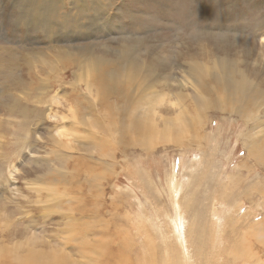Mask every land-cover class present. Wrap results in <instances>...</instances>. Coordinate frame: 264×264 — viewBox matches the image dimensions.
I'll use <instances>...</instances> for the list:
<instances>
[{"label": "rangeland", "instance_id": "obj_1", "mask_svg": "<svg viewBox=\"0 0 264 264\" xmlns=\"http://www.w3.org/2000/svg\"><path fill=\"white\" fill-rule=\"evenodd\" d=\"M34 3L44 7L46 13L36 11L37 6L31 5ZM63 20L67 24H61ZM74 47L86 49L85 58L91 54L108 57L105 54L125 50L129 51V59L138 60L128 67L149 64L146 75L153 71L151 77L136 81L140 83L139 93L155 88L158 93L154 95L158 98L159 93L165 92L166 100L158 107L167 117L177 112V106L169 103V98L174 101V92L189 93L187 101L190 107H195L193 91L183 79L191 59L212 66L215 59L226 56L227 80L246 73L250 78L245 86L253 93L251 100L241 106L240 113L231 112L232 103L226 110L215 104L205 106L206 110L198 112L204 120L200 133L198 130L199 139L193 141L189 134L173 131L172 140L159 135L150 142L148 135L126 128L129 107L139 105L126 102L129 88L124 94H106V79L91 73L90 81L99 89L98 103L107 105L99 108L105 120L92 129L95 138L97 132L101 133V141L91 142L101 145L106 139L110 144L104 143L105 159L112 165L109 171L98 169L104 174L100 182L107 193L103 199L108 213L102 214L106 218L108 239H105L110 240L109 247L117 246L120 254L109 256L110 260L147 264L149 260H157L154 255H159V246L169 248L170 264L177 258V264L181 259L184 264H192L182 225L184 222L188 227L192 211L186 206L188 201L193 208L198 206L195 222L204 226L211 211L215 212V221L222 224L229 213L224 207L229 209L232 202L240 203L237 216L247 215L248 221L247 218L244 222L235 221L234 233L229 230L230 224L224 223L223 232L228 235L223 245L230 251L228 243L235 236L240 249L251 246L250 251H255L258 245L264 246L258 239L264 234V0H0V247H4L1 256L5 259H0V264H18L29 243L42 246V241H48L50 246L58 247L59 239L70 238L71 234L63 228L70 222L61 218L74 206L89 213L76 212L77 217L90 219L92 228L98 226L99 207L93 202L99 197L95 189L84 186V180L89 178L83 168L106 164L99 154L94 159L83 155L86 158L80 167L70 166L67 179L74 175L77 181L58 183L48 179L46 186L61 195L58 199L48 201L49 191L38 193L27 186V179L46 171L49 159L53 165L58 162L51 152L57 141L51 135L57 139L55 126L62 121L60 114L68 113L73 102L74 75L80 61L85 59L76 57L81 54ZM98 69L105 74L103 66ZM200 91L210 93L209 88L201 87ZM210 97L215 98L213 94ZM15 103L25 108L23 116L17 108H11ZM198 105L203 107L201 103ZM76 110V117L82 115L80 109ZM191 110L189 116H196L197 109ZM249 111L256 118L247 117ZM186 125L190 133L193 126L190 122ZM117 130L132 137L125 136L127 139L122 142L121 135L113 133ZM254 132H259L260 137L252 136ZM249 134L256 141L254 158L246 147ZM146 140L147 148L142 147ZM258 157L263 165L255 162ZM254 180H259L260 185L256 184L250 195L244 194ZM225 184L227 190H223ZM84 196H91V201L87 202ZM70 197L79 201L71 203ZM50 206L53 207L49 209ZM59 233L65 234L62 237ZM161 236L164 242L160 241ZM74 245L70 240L64 249L69 251ZM172 248L177 249V258ZM11 255L19 257L11 260ZM205 255L211 256V264H225L230 258L224 253ZM259 256L256 262L261 263L264 254ZM194 259L202 261L200 256Z\"/></svg>", "mask_w": 264, "mask_h": 264}, {"label": "bare ground", "instance_id": "obj_2", "mask_svg": "<svg viewBox=\"0 0 264 264\" xmlns=\"http://www.w3.org/2000/svg\"><path fill=\"white\" fill-rule=\"evenodd\" d=\"M31 5L37 6L36 11L40 12L41 14L46 13L44 7H42L40 4L34 3ZM34 13H36V12H34ZM59 23H61V22H59ZM61 24H67L66 20H63V22ZM74 50L76 51V53L81 54V55H76V57H78V58H83V57L85 58L87 56V54H84L87 52L86 49H78V48L74 47ZM105 55L108 57H105V56L97 57V56H94L93 54H91V56L81 60L80 64L78 65V72L75 73V75H74V77H75L74 84H76V85H74V84L72 85L74 88L73 89L74 90V96L72 97L73 102H72V104H70V106H68V110H67L68 113L60 114L62 121L57 126H55L56 127L55 133L61 139L59 140L58 137L56 139L54 134L53 135L50 134L52 136L53 140L55 139V141H57V143H55L56 147H54L55 146L54 145L51 149V152L54 155L53 159L58 161L56 163L57 166H56V164L53 165L52 159H49L48 166H46V171H43L42 173L35 175V177L30 179V180L27 179V186L29 189L35 190L38 193H40V191H42V190L49 191L48 195L50 196V198L48 199V201H52V199H58L61 197V195L56 194L54 189H51V187L46 186L48 179L51 178L55 182H58V183L59 182L70 183L72 181H77L75 179L74 175H72V179H67L66 175H67L68 171L71 169L70 166L76 167V165H78L80 167L81 163L83 161V158H86V156H83V155H87L90 159H94L96 154H99L100 156H98V157H100V160L103 162H107L106 164H104L103 166L92 165L89 168H86V167L83 168V170H85V172L87 173V176L89 178V179L84 180V182H85L84 186L87 185L88 188L95 189L96 194L99 197L93 202V204H96L97 208L99 207V209H97L99 214L96 216V219L98 221V226L95 228H92V226L90 225V219L83 218L84 217L83 215H81L83 217H77L76 212L79 213L81 211H85V208L80 209V207L74 206L73 209L69 213H64L62 218H61V219H67V222H68V220L70 222V223L68 222L69 224L67 223L68 225L66 227L65 226L63 227V228H65L64 229L65 233H67V234L69 233V235L71 234L70 238H66L67 236L66 237L64 236L66 241H61V239L62 240H64V239L60 237L61 239L58 240L59 243L57 244L58 247L57 246H55V247L50 246V242L42 241L43 239L41 240L42 242L40 240L39 241L41 242L42 246H44V247L37 246V244H35V243H31V244L29 243V244H27L26 251L24 250V253L22 255H20L21 257L18 260V264H115V262H117L119 264H124V263L119 262L121 260H118V261H116V259L110 260L109 256H119L120 254L117 252L118 251V249L116 248L117 246L116 247H113V246L109 247L110 244H108V242L110 243V240L108 242H106V239H108L107 234H106L107 228L104 227L106 218H104L102 216V214L105 213V215H106V213H108L107 212L108 210H106L107 206H105V203H104L105 200L103 199V197L105 196V193H106L105 186H104V184H102L100 182V180L102 179L104 174H101V172H99V170L102 169L104 172L109 171L110 166L112 164L109 165V161H106V159H105L107 151H106V147H105L104 143L109 144V142L106 139H104L102 141L101 145H97V144L92 145V142L101 141V137H100L101 133L97 132L96 138H95L94 134L92 133V129L95 125L102 123L105 120V115L99 111V108H102L103 106L105 107L107 105H105L104 103H103V105H100L98 103L100 101L99 89L94 87L93 83L90 81V80H92L90 78L91 73L95 74V72H96V74H99L102 77V79L103 78L106 79L105 92L103 90V92L106 94L107 93L109 95L110 94H113V95L114 94H124L126 92V90L129 88V90L127 91L128 95L125 96L126 102L131 103L133 105H136L135 102H138L139 105H138V107H129L130 115L128 117V124H127L126 128H128V129L131 128L132 130H134L136 132H139V133L144 134V135H148L150 137L148 139V141H150V142L153 141L152 140L153 136L155 138H157L159 135H161V136L163 135L164 137H167L170 140H172L171 139L172 137H170V136H171V133L173 131H177L178 133H182L183 135L189 134L190 137L193 139V141L195 139H199L200 137L198 135V130L200 133L201 125H202V123H204V120L202 122L203 117L201 115H199L198 112L206 110L205 106H212L213 107V104H215L216 105L215 107L222 108V109L226 110L227 105L229 103H232L231 112L232 113L233 112L240 113V109L242 108L241 106L246 101L248 103V101L251 100V95L253 94L250 92L249 88L245 86L246 82L250 78L246 75V73H240L235 78L227 80V78H226V65H227L228 60H227L226 56L218 57L217 59H215L212 66L204 64V63H199L197 61H194V59H191V61L188 63L187 73L185 72L186 77H184V75H183V79L186 80V82H187L186 84H188V87H190V89L193 91L192 94L194 97L192 98V100H193L195 107L194 108L190 107V103L187 101L189 93H181L179 91L174 92V93H172V94H174V101L170 100V98H169V101H171L169 103H171L172 106H175V107L177 106V112L173 116L171 115L172 117L170 115H169L170 117H167L166 114H165L166 115L165 116L164 114H162V112H160L161 108L158 107V104L161 105V104H163V100L164 99L166 100L167 95L165 94V92L159 93L157 95L158 98H156V96L154 95V94L158 93V90H156L155 88H152L151 91L149 89H146V90L142 91L141 94L139 93V87L138 86L140 83H137L136 81L140 80V82H141L142 79L145 80V79H149L151 77V73L153 71L150 72L148 75H146L148 72V68L146 66H149V64H146V66H145L142 63H138L136 65V67H128L130 64H133L135 62L137 63L138 60L133 62L132 59H129V51H125V50H123V51L118 50L117 54L107 53ZM102 66L105 68V70H103L105 73L104 75L101 74L99 69H98L99 67H102ZM106 73H107V75H106ZM137 79H139V80H137ZM148 83H150V82L148 81ZM256 84L259 87L257 82H256ZM81 86L83 88H81ZM201 87H203L204 89L209 88L210 93L209 94H202V92L200 91ZM148 88H149V84H148ZM39 89H42V88H39ZM259 89H260V87H259ZM182 90H183V88H182ZM210 94H211V96L213 94V97H215V98L211 99ZM200 103L203 107H201V106L198 107L199 106L198 104H200ZM210 104H212V105H210ZM248 106H249V104H248ZM256 106L259 107V104H257ZM73 107H76V108H73ZM11 108L12 109L17 108V110L20 112V114L22 116L25 114V108L21 107L20 105H16V103L12 104ZM77 108L80 109L82 115L76 117V114H77L76 109ZM134 108H139V111L134 110ZM195 108L197 109L196 116H194V115L189 116L190 110L195 109ZM247 114H250V115H247V117H251L252 119L256 118L255 114L252 113V111L251 112L249 111V113H247ZM123 115H125V114H123ZM188 122H190V125H192L194 127V128L192 127V129L189 128V129H191L190 133H188L189 130H188V127L186 125V124H188ZM77 125H79V127ZM250 131H251V129H250ZM113 133H118L119 135H121L122 140H124L122 142H125V140L127 139L125 137V136H127L126 132H124L123 130H117L116 132H113ZM144 135H142V137ZM253 135L256 138L260 137L259 132H254L252 134V136ZM129 136H127V137H129ZM114 137L117 138L116 135ZM130 137H132V135ZM175 139H177V138H174L173 140H175ZM118 140L121 141V138H119ZM255 142H256L255 139H253V137L251 138L250 134L247 135V146L246 147L249 151V155L252 157H253V152H254V154L256 152L255 151L256 147H253V144H255ZM133 143L134 142H132V145H133ZM148 143H147V140H146V142H142V145H143L142 147L147 148ZM140 145H141V143H140ZM113 146H115V145H113ZM111 147H112V144H111ZM107 150L110 151V149H107ZM74 151L75 152L77 151L76 152L77 155L74 154ZM109 153H111V152H109ZM111 158L116 159L115 154H112ZM259 159L261 160L260 157L256 158L255 162L257 163L259 161ZM259 164L263 165L262 162H260V161H259ZM73 170L74 169L72 168V172H73ZM79 170H80V168H79ZM74 173H76V172H74ZM92 175L94 176L93 180H92V178H93ZM90 176H91V178H90ZM95 178H96V180H95ZM257 178H258V176H257ZM209 180H210V178H209ZM99 182H100V184H99ZM259 183H260L259 180L252 181L251 185L247 186L244 189V194H246V192H247L248 195H250L252 188H254V186L256 184L260 185ZM222 187H223V190H227L226 184L223 185ZM89 191H91V190H89ZM259 192H260V194H262L261 190ZM223 193H224L223 196L226 198L225 192H223ZM88 197L89 196H84V198H87L86 199L87 202H90L92 198H91V196L89 198ZM84 198H83L82 202H84ZM190 198H192V196ZM70 199H71V203L72 202L75 203V202L79 201L75 197H70ZM38 202L43 203V202H41V200H38ZM87 202H86V205H88ZM224 203H226V202L224 201ZM239 204L240 203L233 204V202H232V204L228 206L229 209L224 207V210H229V213L226 215L224 222H221L222 224L215 221V219L213 217L215 212L211 211V214L209 215L210 217L208 216L206 218L207 224L204 226L203 223L197 224V222H195L197 217H198V214H199L198 206H197V209H195L192 207L191 202L188 201L186 203L187 208H189V207L192 208V211L189 213L190 215H189L188 227L186 225L187 223L185 224V226H184V222L182 224L183 225L184 238L187 240V244L190 247V255L189 256L191 258H190L189 263H192V264H211L212 263L210 261L211 256L205 255L208 253H210V255H211V253L212 254L224 253L225 256H230V258L226 259L225 264L255 263L256 259L260 260L261 256H259V255L264 254V246L258 245L259 247H256L257 249L255 251H250L251 246H248L247 248L242 247L240 249V247L236 241L237 239L234 240L235 236H233L234 238L231 237L230 242L228 243V246L231 245L230 251H228L225 248L227 246L223 245V242H225L224 239L227 237L226 235H228V234L224 235V232H223L225 224H230L229 230L232 233H234V230L236 227L235 221H237V220H239L241 222H244L246 220L248 221L247 215L245 216L247 219L241 218V217L238 218L237 210H239V208H238ZM184 205H185L184 203H181L182 208L185 207ZM51 207H53V206H50L49 209H51ZM85 212H87V214H89L88 211H85ZM248 212H249V210H248ZM93 216L94 215H90L89 217L92 218ZM44 217L47 218V216H44ZM233 218H236V219H233ZM84 220H86V221H84ZM249 220H251V218H249ZM260 223H262V222H260ZM245 227H246V225H245ZM249 227H252V224H249ZM213 229H214V231H213ZM248 229H250V228H248ZM203 232H206V234L203 235ZM65 233H59V234H60V236H62V234H65ZM168 233H170V232H168ZM175 233H177V232L175 231ZM59 234H57V235H59ZM111 234L113 235V232H111ZM150 236H151V234H149V237ZM57 237H59V236H57ZM242 238H244V237H242ZM258 239L262 244H264V234L261 238L258 237ZM70 240H73L75 245L72 248L68 247L69 251H70L69 252V251H67L66 248L64 249V247H65V244H67L68 241H70ZM203 240H204V242H203ZM160 241L164 242L163 236L160 237ZM150 242L152 244H155L153 242V239H150ZM76 243H77V245H76ZM165 243H166V241H165ZM201 245H202V248H200ZM203 245H205L204 249H203V247H204ZM157 248L159 251V255L157 253H156V255H154V256H158L157 260L154 259V261H152V262H151V260H149V261H147V264H153V262H157V264H170L171 261L169 259L171 258V254H170L169 248L164 247V248L160 249L159 246ZM246 249H249V250H246ZM3 250H4V247L1 246L0 247V259H4L1 256ZM72 251H73V253H72ZM172 253H173L174 257L178 256V251L176 248L175 249L172 248ZM12 254H14V252ZM5 255H7V254H5ZM74 255L81 256L82 259L81 260H79V259L75 260L74 257L73 258L70 257V256H74ZM160 256H161V258L159 260ZM194 256H200L202 258V261L201 260L199 261L198 259H194ZM18 257H19V255H14V256L11 255V260H15ZM81 257H79V258H81ZM106 258H108V259H106ZM175 258H177V257H175ZM175 258H172V259H175ZM177 259L172 264H177ZM214 260H215V257H214ZM261 261H263V260H261ZM256 263L257 264H264V261L261 263H258V262H256ZM154 264H156V263H154ZM179 264H184L182 259H181V263H179Z\"/></svg>", "mask_w": 264, "mask_h": 264}]
</instances>
